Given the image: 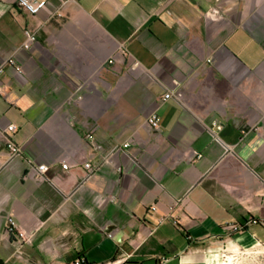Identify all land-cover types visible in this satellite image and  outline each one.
<instances>
[{
  "label": "crops",
  "instance_id": "1",
  "mask_svg": "<svg viewBox=\"0 0 264 264\" xmlns=\"http://www.w3.org/2000/svg\"><path fill=\"white\" fill-rule=\"evenodd\" d=\"M0 65V264H221L230 230L264 238V0H0Z\"/></svg>",
  "mask_w": 264,
  "mask_h": 264
},
{
  "label": "built area",
  "instance_id": "2",
  "mask_svg": "<svg viewBox=\"0 0 264 264\" xmlns=\"http://www.w3.org/2000/svg\"><path fill=\"white\" fill-rule=\"evenodd\" d=\"M70 1H74V0H64L65 3L70 2ZM16 3H17V6L19 8L29 12L30 14L35 15V14H38L39 12H41L48 5V0H16ZM57 15H59V16L62 15L61 10H57ZM36 41H37V35L35 33H32V32H27V37H26L25 41L23 42V47L26 49L31 48V46ZM9 62L14 63V59H10ZM3 67H4V65H0V71H2ZM4 92H5V87L0 82V93H4ZM171 96H172L171 91L164 94L165 99L170 98ZM81 97L82 96H79V98H81ZM176 97L179 100H181L183 98V93L177 92ZM147 123L152 128L160 130L161 129V117H160V115L156 111L152 112L147 117ZM213 127H214V129L212 130V132H213L214 138H215V140L220 142L221 140H220V137L218 136L217 132L222 128V124L215 121L213 124ZM17 129H18V127L14 123L9 124L7 126V129H6L8 137H9L7 147L9 149L11 155L21 154V148L13 140V135L17 132ZM89 138L91 139V142H92L93 137L91 134H89ZM124 145L128 146L129 142L125 143ZM31 166L33 169H36L35 173H34V177H35V180L37 182L40 183V182H45L48 180V176H47L48 166H47V164L41 163V164L35 166L31 162ZM62 167L64 169H68L70 166L67 162H63ZM85 167L87 168V170L89 172H91L95 168H98V164L93 165L92 162H86ZM153 209H156V206H153ZM7 220H8V231L10 234H14L16 236L17 242H19L20 244H24V243H27L30 241L31 235L28 232H26L25 230L20 228L19 224L16 222V220L14 219V217L12 215H8ZM253 222L256 223V221H253ZM76 264H81V259L78 260L76 262Z\"/></svg>",
  "mask_w": 264,
  "mask_h": 264
},
{
  "label": "rangeland",
  "instance_id": "3",
  "mask_svg": "<svg viewBox=\"0 0 264 264\" xmlns=\"http://www.w3.org/2000/svg\"><path fill=\"white\" fill-rule=\"evenodd\" d=\"M246 227L245 224L230 230L227 238H237V241L230 242L223 250L224 260L221 264H264V238L246 233Z\"/></svg>",
  "mask_w": 264,
  "mask_h": 264
},
{
  "label": "trees",
  "instance_id": "4",
  "mask_svg": "<svg viewBox=\"0 0 264 264\" xmlns=\"http://www.w3.org/2000/svg\"><path fill=\"white\" fill-rule=\"evenodd\" d=\"M253 221H256V223H259L258 219H256V218H252V219L250 220V223H255V222H253Z\"/></svg>",
  "mask_w": 264,
  "mask_h": 264
}]
</instances>
